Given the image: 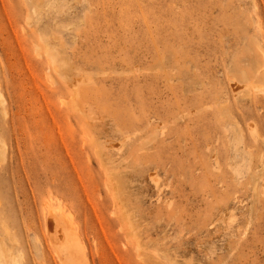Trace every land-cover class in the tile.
<instances>
[{"label":"rangeland","instance_id":"374dc122","mask_svg":"<svg viewBox=\"0 0 264 264\" xmlns=\"http://www.w3.org/2000/svg\"><path fill=\"white\" fill-rule=\"evenodd\" d=\"M0 264H264V0H0Z\"/></svg>","mask_w":264,"mask_h":264},{"label":"bare ground","instance_id":"6f19581e","mask_svg":"<svg viewBox=\"0 0 264 264\" xmlns=\"http://www.w3.org/2000/svg\"><path fill=\"white\" fill-rule=\"evenodd\" d=\"M112 197H113V196H112ZM119 206H120V205H119ZM120 210H121V209H120ZM51 215L54 216L53 213H51ZM61 216H62V215H61ZM53 218H54V217H53ZM54 219H55V218H54ZM63 224H64V223H63ZM64 225H65V224H64ZM62 232H64V231H62ZM62 232H60V233H62ZM66 235H67V234H66ZM64 238H65V236H64V234L62 233V234H61V238H60V241L62 240V241H61L62 243H63V241H64V240H63ZM75 243H76V242H75ZM63 246H64V245H63ZM74 250H75V249H74ZM74 250H73V251H74ZM78 252H79V251H78Z\"/></svg>","mask_w":264,"mask_h":264}]
</instances>
